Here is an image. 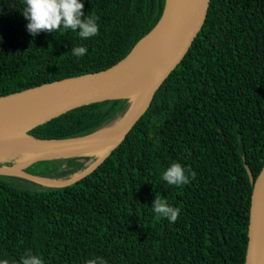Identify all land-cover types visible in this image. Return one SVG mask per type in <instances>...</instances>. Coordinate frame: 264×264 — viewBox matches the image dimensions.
<instances>
[{
    "label": "trees",
    "instance_id": "16d2710c",
    "mask_svg": "<svg viewBox=\"0 0 264 264\" xmlns=\"http://www.w3.org/2000/svg\"><path fill=\"white\" fill-rule=\"evenodd\" d=\"M23 0H0V96L99 71L122 59L158 20L163 0H83L98 34L30 35ZM187 53L145 113L93 170L64 186L0 175V258L26 250L44 264H244L253 177L264 164V0H209ZM83 45L77 58L70 49ZM127 102L112 99L69 110L33 129L42 138L79 136L112 121ZM244 160V161H243ZM65 162L66 167H62ZM179 162L195 173L167 184ZM76 159L33 163L30 173L63 176ZM77 169V171H76ZM179 208L169 223L154 198Z\"/></svg>",
    "mask_w": 264,
    "mask_h": 264
},
{
    "label": "water",
    "instance_id": "95a60500",
    "mask_svg": "<svg viewBox=\"0 0 264 264\" xmlns=\"http://www.w3.org/2000/svg\"><path fill=\"white\" fill-rule=\"evenodd\" d=\"M181 3L183 9L179 10ZM178 4L177 0H163L161 14L153 27L108 68L1 95L0 140L4 144L0 147L6 151L0 157V175L22 177L44 187H58L80 179L100 164L145 113L157 89L187 53L205 19L209 0H178ZM112 99H124L127 105L129 99L139 100L122 125L119 120L83 135L64 138H42L33 133L37 126L69 110ZM12 139H22L42 149L16 164ZM55 149H65L70 154L62 156L54 153ZM66 158H74L87 166L65 179L27 171L35 162ZM243 166L251 183L244 264H264V232L260 230L259 219L264 164L255 177L245 162Z\"/></svg>",
    "mask_w": 264,
    "mask_h": 264
},
{
    "label": "clouds",
    "instance_id": "9594fccd",
    "mask_svg": "<svg viewBox=\"0 0 264 264\" xmlns=\"http://www.w3.org/2000/svg\"><path fill=\"white\" fill-rule=\"evenodd\" d=\"M83 0H23L21 14L27 21L25 28L30 35L41 31L53 33L54 31H71L84 40L98 34L99 25L97 17L82 13ZM73 57H81L87 49L77 45L70 49ZM195 173L179 162H173L162 172V179L172 186L187 184ZM151 209L159 218H166L169 223H174L179 214V208L167 203L163 197H156L152 201ZM0 264H44L43 259L31 250H26L19 261H10L0 258ZM85 264H107L103 257L94 256L87 259Z\"/></svg>",
    "mask_w": 264,
    "mask_h": 264
},
{
    "label": "bare ground",
    "instance_id": "6f19581e",
    "mask_svg": "<svg viewBox=\"0 0 264 264\" xmlns=\"http://www.w3.org/2000/svg\"><path fill=\"white\" fill-rule=\"evenodd\" d=\"M177 4H178V0H177ZM178 8L179 10L183 9L182 3L180 5L178 4ZM171 19L163 22L161 25L171 21ZM138 103H139V100L137 99H129L128 105L126 109L124 110V112L118 117H116L115 119H113L112 121H110V123L108 122L107 124L109 125V124H112L114 122L121 120V125H122L129 118L130 114L133 112V110L135 109ZM11 141L14 147V152L17 154V159L15 161L16 164L21 163L24 160L37 155L38 152L42 149L40 146L26 143L22 141V139H12ZM2 143L4 144V140H0V145ZM3 144L1 146H3ZM5 151H6L5 149L0 147V157L4 154ZM53 152L59 155H62V156H68L70 154V152H68L65 149H60V150L55 149ZM90 161L91 160L89 159L88 163ZM259 219H260V230L263 233L264 232V190L261 195V202H260V207H259Z\"/></svg>",
    "mask_w": 264,
    "mask_h": 264
},
{
    "label": "rangeland",
    "instance_id": "374dc122",
    "mask_svg": "<svg viewBox=\"0 0 264 264\" xmlns=\"http://www.w3.org/2000/svg\"><path fill=\"white\" fill-rule=\"evenodd\" d=\"M118 116H119V115H118ZM68 159H74V158H68ZM65 164H66L65 162H62L61 166H62V167H66L67 165H65ZM32 165H33V164H32ZM32 165H30V166H32ZM30 166H29V167H30ZM76 171H77V169H76ZM74 174H75L74 172H70V173H67V174H65V175H63V176H60V177H59V176H58V177L56 176V177H57V178H60V179H63V178L65 179V178H68V177H70V176H72V175H74ZM54 177H55V176H54Z\"/></svg>",
    "mask_w": 264,
    "mask_h": 264
}]
</instances>
